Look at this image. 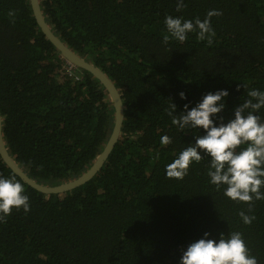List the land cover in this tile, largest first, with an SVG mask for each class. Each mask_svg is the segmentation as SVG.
Masks as SVG:
<instances>
[{
    "label": "trees",
    "instance_id": "1",
    "mask_svg": "<svg viewBox=\"0 0 264 264\" xmlns=\"http://www.w3.org/2000/svg\"><path fill=\"white\" fill-rule=\"evenodd\" d=\"M57 36L116 84L124 103L120 137L89 182L45 194L16 175L0 155V175L19 180L30 211L13 208L0 220V264H179L182 250L204 231H240L264 264V200L255 220L241 222L246 202L209 183L208 157L182 179L165 164L194 130L167 114L195 105L208 91L227 89L225 121L251 88L264 90V0H40ZM211 9L212 45L188 33L169 39L166 15L204 19ZM40 29L30 0H0V111L9 153L36 181L56 186L84 173L114 127L108 90L91 72L74 68ZM239 86V88H238ZM171 100V101H170ZM264 115V109L260 110ZM164 134L172 143L162 145ZM202 134V133H201ZM264 191V189H262Z\"/></svg>",
    "mask_w": 264,
    "mask_h": 264
},
{
    "label": "clouds",
    "instance_id": "2",
    "mask_svg": "<svg viewBox=\"0 0 264 264\" xmlns=\"http://www.w3.org/2000/svg\"><path fill=\"white\" fill-rule=\"evenodd\" d=\"M184 7L185 0H176L177 12ZM220 15L222 12L218 9L209 10L203 20L166 15L164 42L169 39L184 42L188 33L195 32L197 39L212 45L215 31L211 17ZM178 96L187 101L182 111L177 114V105L170 100L167 114L178 129L194 130L196 134L192 142L165 164L166 177L184 178L193 163L207 156L209 183L222 189L226 198L248 204L247 211L241 210L237 215L243 224L250 225L256 218L252 202L264 200V115L260 113L264 109V90L249 89L247 98L234 107L231 118L226 121L219 114L226 107L227 89L208 91L194 106L184 91ZM160 143L168 145L172 138L164 134ZM13 208L28 213L29 196L15 177L0 175V220ZM179 264H258V260L251 254L242 232H221L213 238L210 232L204 231L182 250Z\"/></svg>",
    "mask_w": 264,
    "mask_h": 264
},
{
    "label": "water",
    "instance_id": "3",
    "mask_svg": "<svg viewBox=\"0 0 264 264\" xmlns=\"http://www.w3.org/2000/svg\"><path fill=\"white\" fill-rule=\"evenodd\" d=\"M30 3L34 13V17L40 29L45 34L44 36L56 46V48L60 51L61 55L64 57V59H66L67 62L74 64L78 68H82L91 72L96 78H98L102 82L104 87L108 90L109 96L115 109V120L112 133L107 143L101 149V153L93 162V164L80 176L56 186L45 185L31 178L28 173L16 161L15 157L9 153V148L4 138L3 117L0 111V155L3 161L24 182H26L31 187L37 189L38 191L45 194H61L74 190L75 188L80 187L83 184L89 182L102 169L120 137L125 116L124 103L121 92L119 91L113 80L109 77V75L97 65H95L85 57L79 55L61 38H59V36H57L55 31L52 29L51 25L45 18L40 0H30Z\"/></svg>",
    "mask_w": 264,
    "mask_h": 264
},
{
    "label": "built area",
    "instance_id": "4",
    "mask_svg": "<svg viewBox=\"0 0 264 264\" xmlns=\"http://www.w3.org/2000/svg\"><path fill=\"white\" fill-rule=\"evenodd\" d=\"M67 64H68V70H69V73L71 74V73H72V70H73L74 68H76L77 66H75L74 64H72V63H70V62H67Z\"/></svg>",
    "mask_w": 264,
    "mask_h": 264
}]
</instances>
